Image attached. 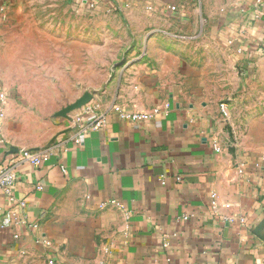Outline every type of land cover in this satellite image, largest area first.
Listing matches in <instances>:
<instances>
[{"label":"crops","instance_id":"0c3cea01","mask_svg":"<svg viewBox=\"0 0 264 264\" xmlns=\"http://www.w3.org/2000/svg\"><path fill=\"white\" fill-rule=\"evenodd\" d=\"M80 4L120 16L131 45L69 118L55 116L67 103L42 116L26 108L0 69V168H13L14 195L26 202L12 204L0 189V264H264V153L220 148L223 92L214 88L223 71L249 75L263 63L264 7L256 0ZM113 103L161 111L123 120ZM89 107L95 111L85 119L107 112L106 123L79 133L74 117ZM44 147L51 154L41 166L20 154Z\"/></svg>","mask_w":264,"mask_h":264},{"label":"rangeland","instance_id":"374dc122","mask_svg":"<svg viewBox=\"0 0 264 264\" xmlns=\"http://www.w3.org/2000/svg\"><path fill=\"white\" fill-rule=\"evenodd\" d=\"M130 39L120 16L86 12L80 0H0V69L41 116L100 88ZM220 77L214 88L228 102L215 131L220 148L264 153V60L249 75Z\"/></svg>","mask_w":264,"mask_h":264},{"label":"built area","instance_id":"2783aa9c","mask_svg":"<svg viewBox=\"0 0 264 264\" xmlns=\"http://www.w3.org/2000/svg\"><path fill=\"white\" fill-rule=\"evenodd\" d=\"M256 2L259 6L264 7V0H256ZM176 8L177 7L175 5L170 6V9L172 11L176 10ZM5 96L6 94L4 92L0 93V98L2 99L3 106H4ZM3 106L1 108V115H3ZM110 110L115 111L119 115V117L123 120L144 121V120L152 119L156 115H158L161 111V108L157 107V108H154L150 112H142V111H136V110H129L127 108L122 107L121 105L113 103L110 106ZM94 111H95L94 107H89L84 111V113L80 115H76L74 117L76 124L79 126L78 128L79 133H85L89 129L98 130L105 125L107 112H101L91 119H85L86 118L85 116L87 114L88 115L92 114ZM220 112L223 115H228V102L227 101H223L220 103ZM79 138H80L79 136L75 137L74 141L76 143H79L80 141ZM0 142H1V139H0ZM214 146L216 148H219L216 143H214ZM20 154L25 160L31 162L33 165L41 166L42 164H44L45 162L49 160L51 151L48 147L38 148V149L22 148L20 150ZM261 161L264 162V156H262ZM245 166H246V162L240 161L238 171L240 173H243ZM62 170L63 172L66 171L65 168H62ZM15 182H16V174L12 167L6 166L3 168H0V189H2L8 195L9 200L12 204L17 203L19 206L25 207V203H26L25 200H17L14 195ZM39 188H41V186H39ZM263 200H264V196H263ZM112 202L118 204V202H116L115 200H113ZM22 223H25V222L22 221ZM6 224H8V221L6 222ZM32 226L37 227L38 224L34 223L32 224ZM14 236L18 237V234H15ZM38 241L43 242L46 245L50 244L46 239L38 238ZM49 264H53V261H50Z\"/></svg>","mask_w":264,"mask_h":264},{"label":"water","instance_id":"95a60500","mask_svg":"<svg viewBox=\"0 0 264 264\" xmlns=\"http://www.w3.org/2000/svg\"><path fill=\"white\" fill-rule=\"evenodd\" d=\"M92 99L93 93H91L90 91H86L80 98L65 105L59 111H57L55 113V116L69 118L70 113H72L74 110L80 109L81 107L89 103Z\"/></svg>","mask_w":264,"mask_h":264}]
</instances>
